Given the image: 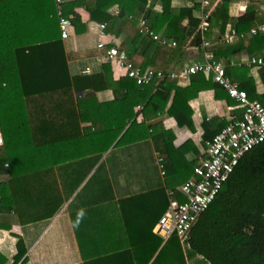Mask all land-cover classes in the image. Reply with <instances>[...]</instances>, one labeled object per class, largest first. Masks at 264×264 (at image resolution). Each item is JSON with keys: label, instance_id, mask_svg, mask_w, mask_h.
Returning <instances> with one entry per match:
<instances>
[{"label": "trees", "instance_id": "trees-1", "mask_svg": "<svg viewBox=\"0 0 264 264\" xmlns=\"http://www.w3.org/2000/svg\"><path fill=\"white\" fill-rule=\"evenodd\" d=\"M117 1L121 3V0ZM146 2L139 0L135 15L137 21L146 13ZM230 2L223 0L210 16L209 30L204 34V39L208 40L215 29L220 31L221 37L226 36L229 24L239 33L256 27L258 14L255 7H249L241 17L231 18L228 14ZM100 3L102 1L97 2L96 10H92L93 19H98V9H102ZM90 4L92 7L94 2ZM66 5V11H72L73 4ZM164 13V20L151 29L158 34L168 23L163 39L168 42L174 40L176 48L171 49L148 36L138 40L137 29H133L129 38L137 45L132 54L127 53L129 61L143 71L154 69L168 74L171 72L167 69L169 62H174L175 67H179L176 71H179L184 66L181 60L188 40L191 46H202L200 20L193 16V10L166 8ZM186 18L189 20L188 26L183 28L182 22ZM74 24L76 28L80 27L76 16ZM129 39L122 46L125 51L130 50ZM258 47L264 48V35L209 51L214 60L224 63L247 48L251 54H255ZM11 48V16L3 14V19H0V124L4 145L0 146V176L6 179L0 182V214H15L18 223L23 226L44 219L45 212L38 209L40 203L53 206L46 213L47 218L53 217L60 206L48 198L46 189L55 192L54 180H50V175L59 163L56 161V145L61 139L69 146L72 140L77 142L78 155L100 152L101 149V152L106 151L123 131L118 144L130 136L138 138L143 133L145 135V130L155 129L153 125L138 124L137 118L143 115L145 120L151 121L164 112L172 95L173 103L168 113L180 127L193 128L189 102L202 90H215L217 97L220 89L224 90L204 74L192 75L190 86L186 88L179 87L178 80L154 81L146 86H139L126 76L115 81L109 65H105L101 74L71 76L64 48L59 43H44L14 51ZM234 71L232 67H227V76L239 83L240 89L247 92L250 100H258L264 105V96L256 95L253 81L240 78V72ZM261 72L264 76V67ZM106 90L113 91L114 100L99 102L96 94ZM85 92V95L76 97V94ZM154 96L164 99V105H156L151 100ZM226 98L234 100L227 92ZM137 106L142 107L139 112L135 111ZM214 121L219 126L218 133L230 123L218 119ZM126 126L128 128L125 130ZM107 128H111L110 133L105 131ZM65 149L63 156L71 155V150ZM194 169L192 167L190 170L191 175ZM175 195L179 201H184L180 192ZM154 196L155 200H160V219L169 206V196L163 189L155 191ZM146 208L144 218L151 220L149 213L152 209ZM155 211L149 231L158 222ZM2 228L10 229L9 225L0 224ZM147 244L149 246L139 248L142 253L137 260H129L128 264H189L193 260L198 264H264V143L247 152L240 160L186 239L173 236L165 241L159 236L158 240L153 238ZM17 248L15 264L26 254L22 238H19ZM85 260V264H104L103 260ZM112 262L109 261V264ZM7 263V258L0 253V264Z\"/></svg>", "mask_w": 264, "mask_h": 264}, {"label": "crops", "instance_id": "crops-1", "mask_svg": "<svg viewBox=\"0 0 264 264\" xmlns=\"http://www.w3.org/2000/svg\"><path fill=\"white\" fill-rule=\"evenodd\" d=\"M99 1H102V9H98V19H93L92 10L97 9ZM200 1L147 0L146 13L137 21L135 15L139 0H121V3L117 0H66L68 6L73 4L74 7L68 12L65 9V12L73 14L80 21V27L76 28L74 24L67 40L61 36L54 0H0V19H3V14L11 16V51L44 43H59L64 48L71 76L87 74L86 71L90 72L88 75L101 74L105 65H109L113 79L118 81L125 77L124 71L105 59L106 51L99 49L100 43L106 45V50L112 47L123 50L122 46L132 36L133 29L138 30L136 39L144 37L139 33L143 19L153 28L156 23L164 20L166 8L191 9L193 16L199 19ZM92 2L94 4L90 7ZM222 2L220 0L216 3L213 13ZM249 7L256 8V27L264 24V0H231L228 14L231 18H238ZM169 20L172 18L169 17ZM188 21L186 18L182 22L183 28L188 26ZM167 26L168 23L157 35L164 38ZM232 28L229 24L225 33H229ZM222 38L220 31L215 29L208 39L212 45L210 49L230 46L222 44ZM252 38L248 37L247 40ZM240 42L243 40L233 45ZM127 43L130 44V50L123 51L132 54L137 47L136 41L131 42L129 39ZM203 56L202 47L191 46L189 39L181 61L185 66L203 60ZM263 56V47H258L255 54H251L247 48L224 62L226 68L230 66L235 70L234 73L240 72V78L252 80L258 96H264V76L261 72L264 66L253 67L249 62L252 57ZM167 69L173 71L179 67L169 62ZM190 83L191 76L178 80L181 88L190 86ZM85 94H76V97ZM96 95L102 103L112 102L115 98L111 90ZM173 96L167 102L164 112H160L151 121L145 120L143 115L138 116V124L148 127L153 125L155 129L145 130V135L143 133L138 138L130 136L118 144L123 131L106 151L101 152V149L100 152L78 155L79 149L76 150L77 142L74 140L70 146L69 143L64 144L63 139L58 142L56 161L59 163L50 175V180H54L55 192L46 189V195L60 206L53 217L47 218L46 213L53 206L47 207L46 202H42L38 209L45 212L44 219L24 226L18 223L15 214H0V224L10 227L9 230L0 229V253L7 258V264H15L19 238H22L26 254L16 264H85L86 258L89 262L103 260L104 264H109V261H113L110 264H128L129 260H137L141 255L139 248L142 245L149 246L147 243L153 238L158 240L156 226L159 223L160 200L154 199V192L163 189L167 196L170 192H180L185 179L194 177L190 170L204 156L206 142L218 133L219 126L214 120L228 122L241 117L236 102L226 98V91L220 89L217 97L215 90H202L189 102L193 128L180 127L168 113ZM151 100L159 106L165 102L157 96ZM137 108L135 111L139 112ZM109 111L112 114L111 109ZM110 129L105 131L110 133ZM65 148L71 150V155L63 156ZM5 179L0 176V182ZM146 207L152 209L149 213L151 220L144 218ZM154 209L158 222L149 231ZM192 262L195 261L189 264Z\"/></svg>", "mask_w": 264, "mask_h": 264}, {"label": "built area", "instance_id": "built-area-1", "mask_svg": "<svg viewBox=\"0 0 264 264\" xmlns=\"http://www.w3.org/2000/svg\"><path fill=\"white\" fill-rule=\"evenodd\" d=\"M54 1L57 7L61 36L67 40L74 27L75 16L65 12L66 0ZM218 1L220 0H202L199 5V31L203 36L201 46L204 50L203 60L185 65L179 71L173 70L168 74L154 69L143 71L129 61L125 51L115 47L106 50L104 43H100L98 46L99 49L106 51L105 59L108 62L116 64L124 71L126 77L136 81L139 86L150 85L154 81L166 80L169 82L185 79L195 74H204L221 86L236 101V109L241 111V119L231 120L226 127L206 142L205 156L195 167L194 177L180 187L184 201H179L174 192L169 193V206L156 226L157 234L165 241L173 236H178L181 240L186 239L201 215L214 202L240 160L247 152L264 143V105L259 101L250 100L247 92L241 90L239 84L227 76L224 63L214 60L209 51L212 47L211 42L204 39V34L209 30L210 16ZM139 33L142 36H149L163 45L177 46L176 42H168L157 35L146 19L141 21ZM258 35H264V24L251 29L249 33H239L232 28L221 41L224 45H233L237 41ZM249 64L253 67H263L264 56L252 57ZM85 73L89 74L90 72L86 71ZM141 108L138 106L137 109L141 110ZM2 145H4V137L0 124V146Z\"/></svg>", "mask_w": 264, "mask_h": 264}, {"label": "rangeland", "instance_id": "rangeland-1", "mask_svg": "<svg viewBox=\"0 0 264 264\" xmlns=\"http://www.w3.org/2000/svg\"><path fill=\"white\" fill-rule=\"evenodd\" d=\"M39 205H42V203H40ZM192 264H198L197 262H192Z\"/></svg>", "mask_w": 264, "mask_h": 264}]
</instances>
